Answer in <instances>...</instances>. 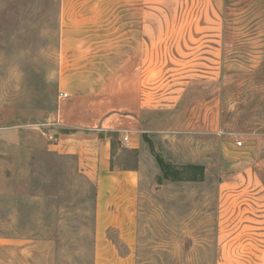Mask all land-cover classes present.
Segmentation results:
<instances>
[{
    "label": "rangeland",
    "instance_id": "rangeland-1",
    "mask_svg": "<svg viewBox=\"0 0 264 264\" xmlns=\"http://www.w3.org/2000/svg\"><path fill=\"white\" fill-rule=\"evenodd\" d=\"M154 5L180 52L155 80L184 87L143 122L140 151L113 139L111 168L139 169L135 264H216L226 200L264 197V0ZM59 21L60 0H0V264H93L95 180L48 136ZM153 153L203 180L159 183Z\"/></svg>",
    "mask_w": 264,
    "mask_h": 264
},
{
    "label": "crops",
    "instance_id": "crops-1",
    "mask_svg": "<svg viewBox=\"0 0 264 264\" xmlns=\"http://www.w3.org/2000/svg\"><path fill=\"white\" fill-rule=\"evenodd\" d=\"M154 12V0H60L57 81L67 97L58 95L48 136L95 180L93 264H135L139 169L111 168L113 139L128 134L140 151L143 122L173 108L184 87L155 80L180 52ZM226 201L216 264H264V197Z\"/></svg>",
    "mask_w": 264,
    "mask_h": 264
},
{
    "label": "trees",
    "instance_id": "trees-1",
    "mask_svg": "<svg viewBox=\"0 0 264 264\" xmlns=\"http://www.w3.org/2000/svg\"><path fill=\"white\" fill-rule=\"evenodd\" d=\"M114 136V135H113ZM144 141H147L143 134ZM113 146H114V141ZM155 161L160 170V176L157 181L161 183L163 180L168 181H201L204 178V166L201 164L187 163L176 166L170 162L165 161L157 153H153Z\"/></svg>",
    "mask_w": 264,
    "mask_h": 264
},
{
    "label": "built area",
    "instance_id": "built-area-1",
    "mask_svg": "<svg viewBox=\"0 0 264 264\" xmlns=\"http://www.w3.org/2000/svg\"><path fill=\"white\" fill-rule=\"evenodd\" d=\"M59 97L61 98H66L67 97V93H59ZM217 134H222V131H218ZM228 135L230 136H233V135H236L234 132H229ZM121 142H122V145L126 148H130V140H129V136L128 134H124L121 138ZM235 145L237 147L239 146H242V141L240 140H237L235 141Z\"/></svg>",
    "mask_w": 264,
    "mask_h": 264
}]
</instances>
